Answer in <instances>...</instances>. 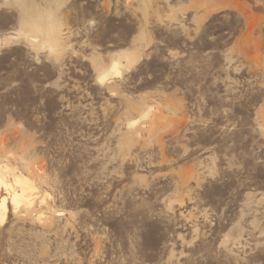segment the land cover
Instances as JSON below:
<instances>
[{"label": "rangeland", "instance_id": "rangeland-1", "mask_svg": "<svg viewBox=\"0 0 264 264\" xmlns=\"http://www.w3.org/2000/svg\"><path fill=\"white\" fill-rule=\"evenodd\" d=\"M5 168L0 264H264V0H0Z\"/></svg>", "mask_w": 264, "mask_h": 264}, {"label": "bare ground", "instance_id": "bare-ground-1", "mask_svg": "<svg viewBox=\"0 0 264 264\" xmlns=\"http://www.w3.org/2000/svg\"><path fill=\"white\" fill-rule=\"evenodd\" d=\"M19 2V0H14ZM36 26L34 29L35 31L42 32L43 29L37 28ZM50 30V29H49ZM47 32V44L48 46L54 50L58 46V37L55 36L54 30ZM23 35L29 36L27 33L23 32ZM33 40H37V37H33ZM120 71L118 68V64H114L112 70L104 75L101 76V81H106L110 75H119ZM146 116V115H145ZM14 131V130H13ZM15 134V133H14ZM9 171L5 169H0V189L5 191V194L10 197L11 203L18 208L21 204L25 206L32 205L34 201V197L36 195V185L30 181L29 179L14 174V180L11 184L10 181L7 179V174ZM13 174V173H12ZM4 196L0 199V224H3L6 220L8 207H7V200L8 197Z\"/></svg>", "mask_w": 264, "mask_h": 264}]
</instances>
